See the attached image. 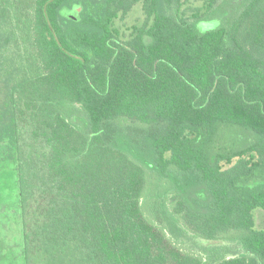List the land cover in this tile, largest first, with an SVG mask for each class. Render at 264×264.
Wrapping results in <instances>:
<instances>
[{
    "label": "trees",
    "instance_id": "16d2710c",
    "mask_svg": "<svg viewBox=\"0 0 264 264\" xmlns=\"http://www.w3.org/2000/svg\"><path fill=\"white\" fill-rule=\"evenodd\" d=\"M216 1L184 18L183 0H0V264H264V0L202 32ZM223 127L257 141L213 152ZM146 170L173 181L159 226ZM198 238L242 251L181 248Z\"/></svg>",
    "mask_w": 264,
    "mask_h": 264
},
{
    "label": "rangeland",
    "instance_id": "374dc122",
    "mask_svg": "<svg viewBox=\"0 0 264 264\" xmlns=\"http://www.w3.org/2000/svg\"><path fill=\"white\" fill-rule=\"evenodd\" d=\"M211 0H183V7L182 11L185 15L184 18H191V15L193 13H199V15H203L206 11V7L208 3H210ZM242 3V0H217L215 5L220 12H218L216 17H213L212 19L208 21H202L199 25L200 31L203 32L204 29H213L216 27H219L227 16H231V14L228 12L232 8L239 6ZM227 11V12H226ZM235 11V10H234ZM64 14H67V10L63 11ZM146 16L143 10V4L139 3L136 5L126 16H120L117 18L114 22L115 27L119 30L121 37L123 40H128L132 37L134 31L136 29H146V25L148 24L146 20ZM213 25H215L213 27ZM216 141L214 144V151L216 152L217 146H220L219 151L222 153L227 152H235L242 150L246 147H248L251 144H254L257 141V138L249 131L243 130V129H237V128H219L215 130L214 132ZM239 158L233 159V165L237 163ZM231 166L226 164L224 169L227 170ZM147 171L148 181H147V192L146 197L143 201V210L146 218L159 226L157 224L156 220V214L155 210L158 208V205L156 204V199H160L161 201H164L165 203L168 202L170 199V193L173 190V181L172 179H163L161 178L156 172L154 171ZM172 178L174 180H179L181 184H186L187 179L186 177H182L177 172H172ZM181 193L183 197L189 202V204L192 207H198L195 204V200L206 203L209 201V195L207 191L202 188L198 187H187L181 189ZM154 204V206H153ZM159 209V208H158ZM254 217H255V223H256V229L258 230H264V210L258 208L254 211ZM190 237V236H189ZM186 244L180 245L181 248L185 251H193L194 254L198 253L197 249L198 247H201V245L204 246H216V247H226V248H232L237 251H242L241 246L237 241L232 242H224V241H206L198 238L195 240V242L198 243L197 246H195V242L193 240H187L185 239ZM199 254V253H198ZM200 256V254L198 255Z\"/></svg>",
    "mask_w": 264,
    "mask_h": 264
},
{
    "label": "water",
    "instance_id": "95a60500",
    "mask_svg": "<svg viewBox=\"0 0 264 264\" xmlns=\"http://www.w3.org/2000/svg\"><path fill=\"white\" fill-rule=\"evenodd\" d=\"M82 7L81 6H76L74 9L69 13V18L73 20H80V14L82 12Z\"/></svg>",
    "mask_w": 264,
    "mask_h": 264
},
{
    "label": "clouds",
    "instance_id": "9594fccd",
    "mask_svg": "<svg viewBox=\"0 0 264 264\" xmlns=\"http://www.w3.org/2000/svg\"><path fill=\"white\" fill-rule=\"evenodd\" d=\"M215 25H213V27H214Z\"/></svg>",
    "mask_w": 264,
    "mask_h": 264
}]
</instances>
